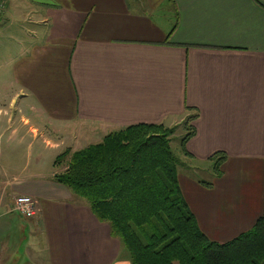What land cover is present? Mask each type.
Masks as SVG:
<instances>
[{
	"label": "crops",
	"instance_id": "crops-1",
	"mask_svg": "<svg viewBox=\"0 0 264 264\" xmlns=\"http://www.w3.org/2000/svg\"><path fill=\"white\" fill-rule=\"evenodd\" d=\"M26 2L29 40L8 61L15 91L0 101V264H20L14 233L21 264H131L54 177L59 153L128 125L190 118L183 155L196 171L224 154L219 174H177L208 239L264 215V0ZM22 194L32 217L12 209Z\"/></svg>",
	"mask_w": 264,
	"mask_h": 264
},
{
	"label": "trees",
	"instance_id": "trees-1",
	"mask_svg": "<svg viewBox=\"0 0 264 264\" xmlns=\"http://www.w3.org/2000/svg\"><path fill=\"white\" fill-rule=\"evenodd\" d=\"M188 120L190 118H187ZM175 127L140 123L59 153L55 179L109 225L131 264H264V215L225 242L210 240L184 199L170 140ZM193 128L181 139L182 150ZM213 169L219 174L224 154ZM209 185L208 182H203Z\"/></svg>",
	"mask_w": 264,
	"mask_h": 264
},
{
	"label": "rangeland",
	"instance_id": "rangeland-1",
	"mask_svg": "<svg viewBox=\"0 0 264 264\" xmlns=\"http://www.w3.org/2000/svg\"><path fill=\"white\" fill-rule=\"evenodd\" d=\"M26 1L27 0H2V8H4L5 10L0 15V101H7L8 97L11 96V93H14L15 91L13 88V72L11 69H8V61L9 59L11 63L12 61H14L17 50L19 51V43L29 40L30 35L25 33L24 29H31L32 26L29 25V23L24 24L23 22V19H26L23 16V7L26 6ZM30 2L32 3V1ZM173 127H175V131L170 137V147L174 156H176L179 162V164L177 165V171L181 174L189 173L192 175H197V177L195 178L197 180L208 178L210 173H213V168L208 169L206 166L202 165L201 167L199 166V169L196 171V168H194L193 165L189 162V159H186V157L183 155L184 152L182 150L181 139L190 131V124L188 119L180 121ZM91 139L92 138H85L81 141V144L83 146L88 143L90 144L92 143ZM94 142L96 143L95 138ZM77 198H79L81 201H85L79 196H77ZM249 227L250 225L244 228V230ZM241 231L243 230H235L234 232L229 234V236H227L226 238L224 237L221 240L223 242L228 241V238L230 240V238ZM23 238L24 235H22L21 233H14L12 239V241H14V249L16 251H19L18 256L20 257V264L24 260L23 256L25 242H22Z\"/></svg>",
	"mask_w": 264,
	"mask_h": 264
},
{
	"label": "built area",
	"instance_id": "built-area-1",
	"mask_svg": "<svg viewBox=\"0 0 264 264\" xmlns=\"http://www.w3.org/2000/svg\"><path fill=\"white\" fill-rule=\"evenodd\" d=\"M3 3L0 0V10L2 9ZM36 202L30 196L26 194L18 195L13 201V210L24 217H32L36 213Z\"/></svg>",
	"mask_w": 264,
	"mask_h": 264
},
{
	"label": "bare ground",
	"instance_id": "bare-ground-1",
	"mask_svg": "<svg viewBox=\"0 0 264 264\" xmlns=\"http://www.w3.org/2000/svg\"><path fill=\"white\" fill-rule=\"evenodd\" d=\"M3 10V8L0 10V12Z\"/></svg>",
	"mask_w": 264,
	"mask_h": 264
}]
</instances>
